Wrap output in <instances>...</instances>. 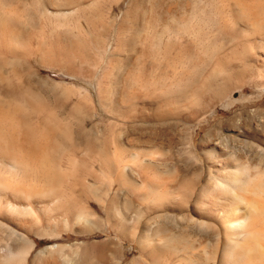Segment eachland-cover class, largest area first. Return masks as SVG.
<instances>
[{
	"label": "rangeland",
	"instance_id": "obj_1",
	"mask_svg": "<svg viewBox=\"0 0 264 264\" xmlns=\"http://www.w3.org/2000/svg\"><path fill=\"white\" fill-rule=\"evenodd\" d=\"M32 1L0 0L1 43L3 30L17 32L21 37L17 45L20 48L19 50L15 48L14 55L7 52L4 44L0 43L2 45L0 54L4 52L3 56L6 55L3 57L1 54L0 60L10 61L7 65L0 66V76L7 77V80H0V86H4L5 81L17 86L28 80L34 85L31 86L34 91L39 97L41 96L42 105L48 107L47 109L51 107L50 109L57 112L59 118H65L64 120L71 127L73 125L75 134L81 125L87 126L89 132L86 141H78L76 147L77 150L81 149L79 152L82 156L77 150L73 151L75 154L68 153L71 156L58 151L55 153L59 156L57 154L54 156L62 164H60L61 171L66 172L65 184L68 182L66 178L73 188L74 183L75 185L79 183V188L78 186L74 188L78 192L66 190L68 192L66 199L74 201L73 199L78 198V202L80 200L82 205L78 206L84 207L87 213L84 212L85 215L75 223L76 225L69 221L67 215L65 221L53 222L48 226L49 228L38 225L37 228L41 231L39 235L27 234L28 238L35 241L34 245L31 249H28L27 245L23 246L24 250L18 252L19 256L16 255V251L23 243L0 226V264H33L31 260L35 252L51 244L65 248L55 255L53 251H46L47 253L42 254L44 256L42 259L46 257L49 259L51 255L55 259L57 257L59 264H78L80 258L81 264H133V261L134 264H152L149 260L148 248L138 242L136 235L130 237V232L135 222L138 225V220L141 218L138 216L137 208L144 209L143 207L153 201L154 197H151L150 201L148 198L147 201L150 193L148 188L136 189L119 179H122V175L131 179L132 176L136 177L138 170H142L148 184L161 192L165 184L171 181L167 175L172 177L174 174L173 178L178 179L205 167L204 155L198 148L202 135L210 133L214 139L223 142L225 141L223 139H226L227 145L233 146L232 144L237 145L236 142L243 139L244 128L248 131L250 128L258 131L264 129V65L244 68L242 62L238 63L231 56L230 43H226L227 39L221 28L224 29L223 22L226 23L225 20L229 21L231 18L227 6L228 4L233 6V0H195L188 9L189 12L185 14L187 22L183 23L179 20L171 22L172 31L163 38H158L155 46L145 40L142 44L137 42L135 50L123 46L119 52L115 51L116 29L124 20L125 13L130 10L133 0L117 2L101 0L105 8L100 21L104 25H98L99 21H97V30L91 28L77 14L44 17L41 8ZM259 1L264 5V0ZM147 4L150 6V3ZM160 9L158 7L157 11ZM178 10L179 13L182 12L180 6ZM260 15L258 24L260 23L259 27L264 31V11ZM229 23H226L229 26L228 33H233H230V36L234 37L238 29ZM57 37L63 41L61 44H59L60 40L56 41ZM132 37L131 33L123 36L126 39ZM187 42L191 43V50L180 51L177 46H183ZM168 43L174 44L170 51L165 50ZM257 45L253 50L255 53L263 50L260 43L259 47ZM40 47L42 52L37 51ZM23 49L26 53L21 52ZM31 51L34 53L30 54ZM19 54L23 58L20 59ZM126 55L133 58L140 57L131 66L133 73L127 74L129 66L126 63ZM226 59L228 64L224 62ZM152 61L158 63L160 69L157 68L152 75H149ZM142 71H145L144 74ZM210 73L216 75L211 77ZM214 77L217 78L214 80L215 84ZM199 93L213 96V99L216 98V103L206 117V122L198 136L193 138L192 131L182 123L180 115L168 111H176L179 108L174 98L179 99L181 96V100L189 101L191 96L196 97ZM8 100H1L0 103L10 102ZM165 100L169 101L166 106L163 104ZM18 103V101L11 102V104ZM161 112L168 114L161 117ZM93 125L97 128L91 131ZM119 130L125 135L121 134V139L127 136V139L130 137L133 142L127 145L124 162L122 161L127 165L125 166L127 172L121 171L122 155L119 156L121 153L113 141L119 138ZM233 133L237 134L235 136L237 139L233 137ZM124 141L123 139L122 142ZM62 147L67 149L71 146L66 144ZM68 157H72L74 163L78 162L83 168L79 165L73 170L72 164L67 162ZM103 161H106L107 167ZM143 161L144 164L141 165ZM150 163L152 166L147 165ZM71 173H76V178L74 175L73 178ZM83 188L85 189L82 190ZM82 192L85 194L83 195ZM79 194L81 197H78ZM141 199L144 201L142 202ZM150 236L152 237L151 234L148 235L149 238ZM90 247H94V250H90ZM10 251L14 255L10 256Z\"/></svg>",
	"mask_w": 264,
	"mask_h": 264
},
{
	"label": "bare ground",
	"instance_id": "obj_2",
	"mask_svg": "<svg viewBox=\"0 0 264 264\" xmlns=\"http://www.w3.org/2000/svg\"><path fill=\"white\" fill-rule=\"evenodd\" d=\"M33 1L41 8V14L44 17L48 15H62L63 17V15L66 16L67 14L68 16L69 14H77L95 30H97L99 24L104 25L100 21V17L104 14L102 11L105 8L101 0ZM117 1L115 0V2ZM193 1L195 0H133L130 10L124 15V20L117 26V48L115 51L119 52L123 46H126L129 50H135L137 42L142 44L145 40L150 41L151 45L155 46L158 38H163L172 31L171 22L178 20L183 23L187 22L185 14L189 12L188 9L191 7ZM147 3H150V6ZM228 5L227 10L228 13L230 12L232 19L230 18V23V19L229 21L225 20V22L238 29V31L234 29L235 36L232 37L230 36L231 32L228 33V24L223 22L224 29L221 28L222 33L227 39L226 43H230L229 51H231V56L238 63L242 62L244 68L262 67L264 65V31L261 30L259 27L260 23L258 24V22L261 12L264 11V5L259 0H233V6ZM179 6L182 9L180 13L178 12L180 11L178 10ZM158 7L161 8L160 11H157ZM15 10L18 11V9ZM77 15L76 17H78ZM97 21H99L98 25ZM127 33H131L133 37L131 39L123 38ZM1 35L3 36V40L0 43L4 44L3 46L8 50L7 52L13 54L16 47L19 50L20 47L17 45L21 41L20 34L11 30H3ZM60 37H57L56 41H59ZM61 41H59V44H61ZM259 43L262 45L261 49L263 50H260L258 53L253 52L254 46L259 45ZM1 44L0 46L2 47ZM190 44V42H187L183 46L179 45L177 47H179L180 51L188 50L191 48ZM258 45L257 47H259ZM173 47V43H168L165 50L170 51ZM40 50L41 47L37 49V51ZM23 51L26 53L24 49L21 52ZM32 53L34 52L31 51L30 54ZM1 54L3 56L4 52ZM56 55H58L57 52ZM20 56V59L23 58ZM139 58L138 56L136 58L127 56L126 63L129 66L127 74L134 72V70L131 71V66ZM223 59L225 60V57ZM227 59L224 61L225 64H228ZM8 62L10 63V61ZM8 62L2 59L0 60V66L7 65ZM149 67V75H152L153 71L159 68V64L152 61ZM142 72L144 74L145 71ZM214 75L216 74L210 73L211 77ZM6 78L0 76V80H7ZM215 79L217 78L214 77V84L216 83ZM5 82L6 84L3 81L5 85L2 84L4 86H0V101L9 99L8 101L10 102L4 101L5 104L0 103V226L7 229L11 235H14L23 243L16 251V255H18L19 251L24 250L23 246L27 245L28 249L32 248L31 246L34 245L35 241L28 238L27 234L32 236L39 235L41 231L37 228L38 225L48 227L53 222H58V220L65 221V215L70 218L69 221L71 220L72 224H75L87 213L84 207L78 206L81 202L80 200L78 202V198L77 200H75L76 198L73 199L74 201L66 199L68 197L66 190L70 192L75 191L74 188L79 183L76 185L74 183L75 187L73 188L69 185L68 178H66L68 185L65 184L64 176L66 172L61 171L60 167L62 164L54 156L58 152L70 154L77 150L78 141H86L89 131L84 124L81 125V128L77 131L78 133L76 132L75 134L72 129L73 125L71 127L64 120L65 118H59L57 112L50 109L51 107L49 110L47 109L48 107L45 108L42 105L41 96L39 97L36 91H34L33 87H31L34 85H31L28 80L23 82L24 84L22 83L17 86H12L8 83L9 81ZM180 97L179 99L174 98V102L176 101L178 104V110L168 112L177 114V116L179 114L182 123L190 128L192 137L195 138L204 126L206 117L212 111L216 98L213 99V96L202 95L201 93L196 95V97L191 96L189 101H183L181 100L182 97ZM14 101H18L19 103L11 104ZM183 102L185 103L182 104ZM167 103L169 101L165 100L163 104L166 106ZM168 112H161L160 116L165 117ZM73 128L75 129V127ZM96 128L97 126L93 125L91 131ZM245 129L243 139L237 141V145L232 144L233 146H228L226 139H223L225 140L224 142L214 139L210 133L202 135L199 139L198 148L201 154L204 155L205 167L199 169V171L194 170L191 174L181 176L178 179L173 178L174 174H172V177L171 175L170 177L167 175L171 181L165 184L161 192L148 184L146 177L141 172L142 170H138L139 173H137L136 177L132 176L131 179L126 175V177L120 175L122 179L119 180L130 184L136 189L142 187L148 188L150 193L146 199L147 201L148 198L150 201V198L154 197L153 201H150L146 207H143L144 209H141V207L137 208L138 216L141 218L137 219L139 221L138 225L135 222L134 228L132 227L130 232V237L136 235L138 242L144 245L145 248H148L149 260L152 264H264V129L260 131L251 130V128L250 131ZM123 133L120 131L118 133L119 138L113 139L118 146L121 153L119 156L122 155V159L125 155L126 147H128L127 145H130L132 142V138L129 137L127 139L126 136L123 137L125 140L123 143V139H121V134ZM236 135L233 133V137ZM64 143L70 144L71 147L67 148V146V149H65L62 147V145H66ZM122 145L126 146L123 147ZM78 149H80V146ZM77 151L80 155L81 149ZM115 154H117V151ZM57 155L59 156V154ZM71 158L68 157L67 162L72 164L73 170L75 166H81V164L78 165V162L77 164L74 163ZM122 161L124 162V159L120 160L121 171L125 172L127 169L125 166L127 165ZM105 162L104 165L107 167ZM143 164L144 161L141 165ZM147 165L152 166L151 163ZM76 171L79 172L80 169H76ZM87 171L89 172V170ZM68 175L69 173L67 172V177ZM71 175L73 178L74 176L76 178V173H71ZM83 185L87 186V184ZM71 188L74 190H71ZM85 192H82L83 195ZM79 195L78 197H81ZM80 206L82 205L80 204ZM136 207L138 206L136 205ZM129 212L131 213V211ZM143 216L145 217L144 219L142 218ZM149 234L152 237L150 236L149 238ZM63 248L57 244L46 245L35 252L31 263L55 264V262L57 263V257L55 259L49 253L47 254L50 256L49 259L47 257L42 259L44 258L42 254L46 251H53L52 253L55 255V253H59ZM93 248L90 247V250ZM11 251L9 252L10 256L14 255ZM87 251L89 250L87 249ZM80 262H82L81 258ZM133 262L135 263V261Z\"/></svg>",
	"mask_w": 264,
	"mask_h": 264
}]
</instances>
